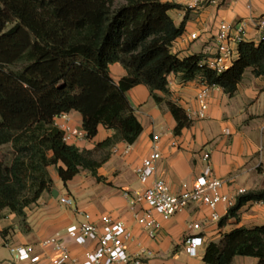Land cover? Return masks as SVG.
<instances>
[{
	"label": "trees",
	"instance_id": "trees-1",
	"mask_svg": "<svg viewBox=\"0 0 264 264\" xmlns=\"http://www.w3.org/2000/svg\"><path fill=\"white\" fill-rule=\"evenodd\" d=\"M178 6L167 0H0V219L9 211L25 220L24 208L52 184L50 165L64 183L81 169L101 179L95 149L65 143L53 123L57 115L79 112L88 139L99 125L112 129L96 148L131 144L142 127L126 98L129 88L145 85L156 103H165L179 134L191 119L168 98L170 73L218 86L229 96L247 68L264 76V38L239 41L237 58L219 74L198 64L201 53H171L186 17L174 24L168 11ZM7 19L13 23L6 28ZM115 62L126 71L117 83L109 73ZM250 201H264V188L240 195L218 224ZM235 255L264 264V224L236 227L209 241L203 261L231 264Z\"/></svg>",
	"mask_w": 264,
	"mask_h": 264
},
{
	"label": "crops",
	"instance_id": "crops-1",
	"mask_svg": "<svg viewBox=\"0 0 264 264\" xmlns=\"http://www.w3.org/2000/svg\"><path fill=\"white\" fill-rule=\"evenodd\" d=\"M166 1V0H164ZM169 1V0H167ZM179 6L168 11L174 24L179 26L185 17L184 30L170 46V51L179 57L194 54H213L214 36L221 21L237 22L245 20L246 35L243 40L259 41L260 35L251 18L264 16V0H202L199 5L191 6L182 0L171 1ZM195 35V37H191ZM109 73L114 82L125 75L126 71L118 62L109 65ZM168 79V98L180 105L191 119L189 126L174 133L176 121L165 103H156L149 89L142 84L129 88L126 98L141 124L142 130L136 140L129 144L128 153L122 150L126 142L96 148V145L114 134L112 129L98 126L95 136L78 140L73 145L79 149L104 150L98 158L97 179L87 169H81L65 183L58 176L55 167H47L52 180L49 189L44 190L38 199L24 208L25 220L15 213L5 211L0 219V264H30L27 260H15L9 246L32 245L39 249V243L57 231L77 223L81 212H87L91 219L98 222L103 214L121 219L131 232L127 241V251L137 254L147 250L148 264H205L203 254L209 241H218L222 235L236 227H251L264 224V202L250 201L244 204L236 217H229L220 226L209 222V209L200 204H190L184 211L167 220L154 213L160 222L153 236L135 220L129 211L124 192L133 193L141 188L134 168L151 149L152 141L158 144L161 158L157 163V173L168 184L172 192H179L183 185L190 186L204 166L202 154L208 152L216 176L229 178L222 192L231 193L237 188L246 191L264 188V76H255L247 68L235 93L229 96L220 87L214 88L209 97V106L204 118L196 116L198 109L195 93L200 86L197 78L183 81L178 74L170 73ZM156 95L164 97L160 91ZM70 123L82 128V117L77 111L66 113ZM227 130V132H226ZM117 149L115 152L114 149ZM53 190L56 195L53 194ZM68 195L73 205L67 206L59 201L60 196ZM137 210L146 208L141 202ZM220 219L226 214L224 204L217 208ZM194 218L202 224L198 235L204 243L198 248L197 256H189L184 251L187 234L186 220ZM69 258L54 263L58 253L46 247L48 259L41 264H81L83 252L91 244H76L65 237ZM257 258L235 255L231 264H256Z\"/></svg>",
	"mask_w": 264,
	"mask_h": 264
},
{
	"label": "built area",
	"instance_id": "built-area-1",
	"mask_svg": "<svg viewBox=\"0 0 264 264\" xmlns=\"http://www.w3.org/2000/svg\"><path fill=\"white\" fill-rule=\"evenodd\" d=\"M182 1L191 6L199 5L202 2V0ZM250 21L258 29L259 40L263 39L264 16L256 19L250 17ZM245 35V20L242 19L234 23L221 21L214 36L215 51L213 54L201 53L202 57L198 64L213 70L217 74L223 72L237 58V44L244 39ZM191 37L194 38L195 35ZM199 82L200 86L195 93V102L198 106L196 116L204 118L209 106L210 93L218 86L209 85L204 81ZM53 123L61 130L62 140L67 144L88 139L82 128L75 127L70 123L66 113L54 117ZM129 149V144H126L122 153H128ZM114 151L116 152L117 149L115 148ZM160 158L161 153L158 144L153 140L150 151L141 158L139 164L134 168L141 188L133 191V193L124 192L129 211L137 223L147 229L151 237L154 230L160 227V222L154 217V213H157L161 219L167 220L184 211L190 204H200L209 209L207 221L216 223L221 217L217 210L218 205L224 204L228 210L235 204L237 198L246 192L244 188H237L231 193L222 192V187L230 179L215 175L208 152L202 154L203 169L194 178L190 186L185 184L181 191L172 192L166 181L157 173V163ZM59 201L67 206L73 205V199L68 195L60 196ZM141 202L146 204V208L137 210L135 206ZM255 202L263 203L264 201ZM201 228L202 224L194 218L186 220L187 234L184 240V251L189 256H197L198 248L204 243V238L198 235ZM65 237L76 244H91L83 252L81 264H148L145 258L150 252L142 249L137 254L129 253L127 241L131 238L130 230L121 219L109 214L101 215L98 222H95L89 213L81 212V219L77 223L70 224L41 241L39 249H35L32 245L9 246L8 248L15 255V260H27L30 264H41L48 259L46 247H50L58 253V257L52 261L60 263L69 258ZM6 264L14 263L8 262Z\"/></svg>",
	"mask_w": 264,
	"mask_h": 264
},
{
	"label": "rangeland",
	"instance_id": "rangeland-1",
	"mask_svg": "<svg viewBox=\"0 0 264 264\" xmlns=\"http://www.w3.org/2000/svg\"><path fill=\"white\" fill-rule=\"evenodd\" d=\"M12 23H13V20L12 19H7L6 22H5V27L6 28L9 27ZM95 153H96V156L98 158H100V157H102V153H104V150L103 149L96 150Z\"/></svg>",
	"mask_w": 264,
	"mask_h": 264
},
{
	"label": "water",
	"instance_id": "water-1",
	"mask_svg": "<svg viewBox=\"0 0 264 264\" xmlns=\"http://www.w3.org/2000/svg\"><path fill=\"white\" fill-rule=\"evenodd\" d=\"M53 194L56 195V192L53 190Z\"/></svg>",
	"mask_w": 264,
	"mask_h": 264
}]
</instances>
